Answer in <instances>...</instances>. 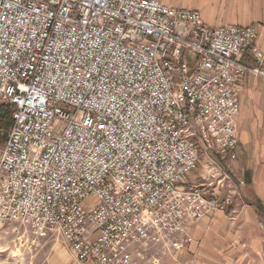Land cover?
Instances as JSON below:
<instances>
[{
    "label": "built area",
    "instance_id": "built-area-1",
    "mask_svg": "<svg viewBox=\"0 0 264 264\" xmlns=\"http://www.w3.org/2000/svg\"><path fill=\"white\" fill-rule=\"evenodd\" d=\"M257 37L159 0H0L3 227L52 231L82 264L183 252L192 223L234 201L220 167L191 176L202 155L236 158L240 84L264 75Z\"/></svg>",
    "mask_w": 264,
    "mask_h": 264
},
{
    "label": "crops",
    "instance_id": "crops-1",
    "mask_svg": "<svg viewBox=\"0 0 264 264\" xmlns=\"http://www.w3.org/2000/svg\"><path fill=\"white\" fill-rule=\"evenodd\" d=\"M159 1L196 10L211 26H254L257 43L264 49V0ZM243 61L253 63L249 52ZM239 99L236 158L225 159L212 152L202 155L200 178L192 177L196 182L205 178L216 182L220 174L213 178L212 167H220L234 188L232 205L226 212L192 223L189 235L193 241L186 243L185 250L176 258L153 264H264V75L246 73ZM221 192L225 194L227 189Z\"/></svg>",
    "mask_w": 264,
    "mask_h": 264
},
{
    "label": "rangeland",
    "instance_id": "rangeland-1",
    "mask_svg": "<svg viewBox=\"0 0 264 264\" xmlns=\"http://www.w3.org/2000/svg\"><path fill=\"white\" fill-rule=\"evenodd\" d=\"M0 148L6 138L0 136ZM201 171L199 165L193 172L191 179L197 177ZM142 250L141 255H134L132 264H153L154 261L166 257L176 258L180 253L167 251L162 243L151 244ZM78 261V262H77ZM153 262V263H152ZM82 264L74 257L72 251L58 234L47 232L38 238L24 235L19 226L0 225V264Z\"/></svg>",
    "mask_w": 264,
    "mask_h": 264
},
{
    "label": "trees",
    "instance_id": "trees-1",
    "mask_svg": "<svg viewBox=\"0 0 264 264\" xmlns=\"http://www.w3.org/2000/svg\"><path fill=\"white\" fill-rule=\"evenodd\" d=\"M12 126V108L7 103H0V136L6 138ZM1 138V137H0Z\"/></svg>",
    "mask_w": 264,
    "mask_h": 264
},
{
    "label": "bare ground",
    "instance_id": "bare-ground-1",
    "mask_svg": "<svg viewBox=\"0 0 264 264\" xmlns=\"http://www.w3.org/2000/svg\"><path fill=\"white\" fill-rule=\"evenodd\" d=\"M0 225H3L2 222H1V220H0Z\"/></svg>",
    "mask_w": 264,
    "mask_h": 264
}]
</instances>
